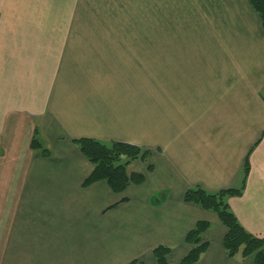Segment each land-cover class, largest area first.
Here are the masks:
<instances>
[{"label": "crops", "instance_id": "1", "mask_svg": "<svg viewBox=\"0 0 264 264\" xmlns=\"http://www.w3.org/2000/svg\"><path fill=\"white\" fill-rule=\"evenodd\" d=\"M180 17L189 37L167 42ZM80 139L151 150L128 166L145 183L84 187ZM247 158L228 203L264 238V28L249 0H0V264H157L160 245L181 264L200 221L196 264H255L230 259L218 216L184 202L241 187Z\"/></svg>", "mask_w": 264, "mask_h": 264}, {"label": "trees", "instance_id": "2", "mask_svg": "<svg viewBox=\"0 0 264 264\" xmlns=\"http://www.w3.org/2000/svg\"><path fill=\"white\" fill-rule=\"evenodd\" d=\"M249 2L261 19L264 28V0H249ZM74 143L94 166L92 173L83 183L84 187L105 182L114 193L122 194L131 185L141 186L145 183V175L129 174L128 166L136 160L147 162L152 155L151 150L125 143L94 139H80L75 140ZM31 148L39 151L44 157L50 155V151L43 147L41 140L36 136L31 142ZM148 170L152 171L153 167L149 166ZM249 173L250 162L247 158L243 166L241 187L219 192H209L202 187L191 188L186 192L184 202L197 205L218 216L220 223L228 229L223 246L230 259L239 257L245 260L252 257L255 264H264V238L247 232L228 203L229 198L243 195ZM210 227L209 222L200 221L187 234L185 242L191 245L192 249L181 261V264H196L201 260L209 248V244L203 242V235ZM171 253L172 248L168 246L160 245L153 249L157 264H169Z\"/></svg>", "mask_w": 264, "mask_h": 264}, {"label": "rangeland", "instance_id": "3", "mask_svg": "<svg viewBox=\"0 0 264 264\" xmlns=\"http://www.w3.org/2000/svg\"><path fill=\"white\" fill-rule=\"evenodd\" d=\"M190 17H180L176 19H168L167 20V34H166V41H176V39L179 41H182V38L188 36L189 34L187 32L190 31L191 24ZM121 23V20H120ZM182 33H186L188 35H183ZM191 36V35H190ZM157 37V36H156ZM189 37V36H188ZM135 41H142L141 35H135ZM158 41V38H154L152 36L151 41Z\"/></svg>", "mask_w": 264, "mask_h": 264}]
</instances>
